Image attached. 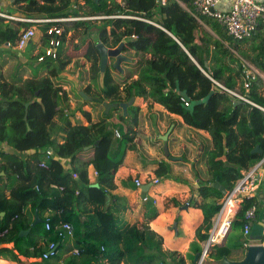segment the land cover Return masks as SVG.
<instances>
[{
	"label": "trees",
	"instance_id": "obj_1",
	"mask_svg": "<svg viewBox=\"0 0 264 264\" xmlns=\"http://www.w3.org/2000/svg\"><path fill=\"white\" fill-rule=\"evenodd\" d=\"M7 1V7L0 6V13L11 17L0 14V253L10 254L19 264H99V259L106 261L100 264H186L185 257L176 250H161L162 236L149 226L160 213L154 199L140 197L144 215L138 226L127 220L125 197L114 193L115 172L126 152L137 150L134 138L145 125L164 120L163 112L152 108L156 103L181 116L188 130L209 134V138L202 137L203 152L193 163L199 182L191 186L185 202L174 195L169 197L176 211V237L183 235L178 208L188 203L183 210L201 211L202 219L198 216L193 226L195 239L190 241L187 255L190 264H195L194 256L201 252L200 243L207 238L212 216L223 197L211 183L217 180L229 191L242 172L264 155V79L257 74L246 76L241 59L235 55L264 73V23L260 22L249 38L236 40L213 18L201 16L198 21L192 14V0H166L163 5L157 0ZM96 15L107 17L98 25L91 19L39 23L15 19ZM55 25L63 28L57 56L40 61L38 56L52 36L46 30ZM32 26L40 27L41 35L37 40L32 37L26 49L33 52L40 40L39 52L30 57L43 63L47 74L22 79L21 73L7 81L2 72L3 56H17L21 50L17 47L19 34ZM80 27L87 38L95 36L107 47L123 42L126 52L135 50L150 57L134 63L137 78L130 80L120 73L117 81L107 69L104 88L97 87L99 91L91 93L92 85L88 83L82 90L91 100L76 93L82 104L73 106L60 81L70 62L61 56V46L67 32ZM4 46L7 50L2 49ZM84 56L91 61L90 77L98 85L99 61L88 53ZM132 96L151 100L146 112L134 99L123 114L119 104ZM235 99L241 102L234 103ZM103 101L114 107L107 113L102 110V115L92 121L84 105H101ZM80 114L87 125L78 119ZM167 120L175 123L168 116ZM150 133L154 140H160L151 128ZM256 145L261 153L253 151ZM26 151L32 153L26 157L17 154ZM141 151L145 153L143 147ZM160 151L164 154L162 148ZM185 155L184 150L178 164L166 158L151 162L158 179L154 185L177 181L175 176L182 170L175 171L173 165L185 166ZM89 166L93 182L88 176ZM121 184L129 190H140L131 175ZM260 188L262 191L255 196L243 199L225 241L211 248L208 262L203 264H216L223 257H243V216L252 206L253 223L263 224L264 230V181ZM36 210L39 220L33 224ZM64 223L70 225V233L62 228ZM168 227L174 231L171 225ZM238 251L240 256H235ZM0 257L11 260L6 255Z\"/></svg>",
	"mask_w": 264,
	"mask_h": 264
},
{
	"label": "crops",
	"instance_id": "obj_2",
	"mask_svg": "<svg viewBox=\"0 0 264 264\" xmlns=\"http://www.w3.org/2000/svg\"><path fill=\"white\" fill-rule=\"evenodd\" d=\"M7 4H10V2L7 1V0H0V6L5 5L4 7H7L8 6ZM226 6H227V2H225V1L221 2L220 7H226ZM1 14L3 16L11 18L7 14H4V13H1ZM38 38H39V36H38ZM38 45H39V43H37V45L35 47L36 49L33 52H29L26 49V46H25L20 51L17 52V56L16 57H11V56H8V55H4L3 56V60H4L5 64L3 66L2 72H3V74L5 76V79L7 81H13L17 77H19L18 76L19 74L18 75L17 74H12L11 73V69L12 68H17V66H19L20 64L25 66L26 65V61H27V57L25 56L26 55L25 52L29 56L37 54L38 53L37 49L39 48ZM2 49L3 50H7V47L4 46ZM128 53H137V52L135 50H129ZM139 54L141 56L143 55L141 53H139ZM149 57H150L149 54H144L143 55V58H149ZM136 61L137 60H134V58H132L131 63L127 64L126 67L127 68H133V65H134V63ZM20 71L21 70H19L18 72H20ZM34 76L35 75H29V70L28 71H24V73H22V79L31 78V77H34ZM133 78H137V74L135 73V71H133V73L131 74L129 80L133 79ZM87 84H85L83 86V88ZM70 86L71 85H69L67 83H63V88L67 90L68 95L70 97V104L74 106L75 104H77L79 102L78 99L76 98L75 94L78 93L83 88L82 89H76L75 91H73V88H71ZM79 95H80V93H79ZM135 100L139 104L141 110L143 112H146L147 108H148V105L151 103V100L150 99L144 100L142 98L135 99ZM138 100H140L141 104H140V102H138ZM152 105H153V107H152L153 109L160 110V111L163 112L164 120L163 121H157L155 123V125H153V124H151V126L149 124L145 125L144 128L146 130H144L143 132L141 130L142 133H140L139 135L137 134V136L134 138V141H136L137 140L136 138L140 136V141L141 142H138V144L136 142L138 149L136 151L128 150L126 152L124 160H123L121 166L119 167V169L114 174V183L116 185V188L114 189V193L122 194L125 197V199L127 201V204H128V209H127V213H126L127 214V216H126L127 220L130 221V222H137L138 226H141L142 218H143V215H144V209L141 207L142 203L140 201V197H143L144 195H146V196H148L151 199L152 196H157V193L161 192V190L165 189L164 186H166V185H164L163 187L155 186L152 183V180L148 179L149 175L153 174V172H152L153 166L151 165V162H153L154 160L163 159V158H161L160 156H158L156 154L157 153V149L160 148V147H158L160 142L154 140V138L151 137L152 135L150 133V128L158 133L157 134V138H158V135L164 134L167 130H169V128H171V131H170L171 135L169 134V138H168L169 152L170 151L173 152L172 151L173 148H174V150L176 148V143L172 142V139L176 140V138H181V133L182 132H187V133L191 132V130H188L189 132L187 131L186 127H188V126L183 122L181 116H179L177 114H174V113L168 112L164 107H162L159 104L153 103ZM103 108L101 110L100 109L97 110V108L93 109V107L90 106V107H88V109L85 108V110L90 112L92 121H96V120H94L95 119V114H97L99 111L102 114V110H105ZM114 116H116V114H114ZM167 116L170 117V118H173L175 120V123L180 122L181 125H179L177 127L174 122H171L170 124L167 125V123L165 121V117H167ZM82 118H83V120H82ZM78 119H80L84 125L88 124L87 121L84 119V117L81 114L79 115ZM200 132L203 133L204 131L202 132L200 130ZM205 133L206 134H204V133L203 134L206 135V137H208V133L207 132H205ZM143 135H144V138L142 137ZM191 137H192L193 140H187V141L182 142L180 144V147L181 146L182 147L186 146V148H188V149H191L190 147H192V148L193 147L194 148L198 147L197 153L199 152L200 153L199 156H200L202 154V152H203V144L200 142V140L198 138H196L195 134H194V136L191 135ZM144 140L148 141V142L144 143L143 142ZM160 141L162 142V140H160ZM141 146L145 149V153L144 154L141 151V148H142ZM200 147L202 148V150L200 149ZM161 148H162V146H161ZM5 150L11 151V148L9 146H5ZM134 152H136V154L133 156V158H131L130 155H131V153H134ZM31 153H32V151H26V152H21V153H17V154L21 155L22 157H26L27 155H29ZM52 156H54V154H52ZM178 158H180V156L179 157L176 156V158H174V159L172 157H171V159H167V158L166 159L169 160V161L170 160L174 161V160H177ZM189 164L190 163L186 162L185 166H183L181 168L178 165H173V169L175 171L182 170L183 172H185V174L187 175V177L189 179V181L183 182V183L174 182V184L176 186H178V189H179L178 191L180 193V195H178L176 197H178L180 200L182 199L181 196L183 195V193H185L187 190H189L192 185L197 184L199 182V180L195 177L196 176V174H195L196 173L195 172L196 167L194 166L193 169H191V165H189ZM123 171H125L124 174H122ZM128 175H131L132 181H133V178H134L133 176H135V177H137V178L142 180V183L139 186L140 190H129V188H127L126 186L121 184L122 179L124 177L128 176ZM88 176H89V179L93 182L94 181V173L92 171L91 166L88 167ZM153 186H155V188ZM261 191H262V189L260 188L259 192H261ZM133 203H135V204H133ZM182 206L180 208H178V212H180ZM175 214H176V212H175ZM194 214H195L194 212H190V217H188L187 220H186V222H189V227H191V228H194L193 226L197 225L196 224L197 217L200 216V214L199 215H197V213L195 215ZM161 215H163V217H164V218H162L163 219L162 227L161 226H159V227L157 226L155 228L150 223H149V226L162 236V238H163L162 242H165V245L167 247L170 246L169 250H173V249L180 250V247H182V250L184 252L187 251L188 247H189L188 244L192 240L191 239L189 241V239H190V237L194 236L193 232H192L194 229L193 230H184V232H183L184 236L182 235L183 237H176V235L173 233L174 237H173L172 240L169 241V240H167V238L170 237L169 236L170 234H169V231H168V228H169L168 226L171 225V228H172L173 222H176L175 221V216H172L173 214L171 213V209H170L169 212H162ZM33 217L39 218L37 210L35 211V214H33ZM191 217H194L195 219L193 220V219H191ZM182 221H183V218L181 216L180 223ZM191 224H194V225H191ZM186 225H188V224H186ZM176 226H177V223H176ZM172 230H173V228H172ZM184 237H185V239H182ZM184 240H186V242L189 241V243H185V242L183 243ZM224 241H225V239L221 243H223ZM0 255H6V256H8L11 259V260H8V259L0 257V264H19L10 256V254H8L6 252H2V253H0ZM235 256H240V252L238 251L235 254ZM22 260H24V258H22ZM102 262H106V261L99 259L98 263L100 264Z\"/></svg>",
	"mask_w": 264,
	"mask_h": 264
},
{
	"label": "built area",
	"instance_id": "obj_3",
	"mask_svg": "<svg viewBox=\"0 0 264 264\" xmlns=\"http://www.w3.org/2000/svg\"><path fill=\"white\" fill-rule=\"evenodd\" d=\"M160 4H164L166 0H157ZM227 2L226 7H220L221 2ZM192 14L194 17L201 22L199 17L206 16L213 18L216 22L226 31V33L236 40H244L249 38L253 32L256 30L258 24L264 23V0H192ZM1 14V13H0ZM97 18V17H107L104 15H96L84 18ZM21 21L30 22H52V21H69V20H79L82 17H65V18H55V19H28V18H15ZM63 31L61 26H50L46 33L52 35L48 40L47 44L43 47L44 50L38 56V60H43L45 57L56 58L58 49L61 44L60 35ZM34 26L29 27L26 30H22L19 34V39L17 42V47L22 49L25 47L30 39L34 37ZM242 66H246L254 74H259L252 64L248 61L241 59ZM252 75L253 74H247ZM262 77V76H261ZM263 78V77H262ZM264 79V78H263ZM238 98L246 100L241 95L234 93ZM188 105V102H185ZM116 136L119 133L116 132ZM50 154V152H48ZM45 166L44 164H41ZM75 177L76 174L73 173ZM264 181V155L256 161L252 166L242 172V175L236 180L234 186L227 193L223 195L220 200V207L218 211L212 216L211 227L208 230L207 238L201 243V258L200 263L203 264L205 258L208 256L211 248L220 244L231 230L232 221L236 215L237 210L240 208L241 203L244 198H251L255 196L260 190V186ZM158 182L157 178L152 179V183L156 184ZM134 183L136 186H140L142 180L139 178H134ZM144 200H148L149 197L144 195ZM244 224L242 228V238H244L243 247L244 249L252 244L259 242L258 240L250 239L251 224L255 220V206L247 209L243 216ZM62 228L68 233L71 232L70 225L67 223L62 224ZM264 233V230H263ZM264 242V241H262ZM51 249L54 244L51 243L49 246ZM51 252V251H50Z\"/></svg>",
	"mask_w": 264,
	"mask_h": 264
},
{
	"label": "rangeland",
	"instance_id": "obj_4",
	"mask_svg": "<svg viewBox=\"0 0 264 264\" xmlns=\"http://www.w3.org/2000/svg\"><path fill=\"white\" fill-rule=\"evenodd\" d=\"M117 1H120V0H117ZM82 2L83 1H80V3H82ZM82 18L83 19H86L84 17H82ZM87 19H91L94 22V25H98L100 23V20L103 19V18H101V17H97V18L93 17V18H87ZM70 21H73V20L63 21V22H70ZM91 27H92V25H91ZM203 28H206V29L210 30V28L208 26H206V25H203ZM34 32H35L34 40H37L38 39V36L41 35V33H40V27L35 26L34 27ZM97 41L98 40L95 39V36H93V37L92 36H88V38H87L85 29L83 27H80V28H78L76 30L72 29L69 32H67V34H66L65 42L61 46V56L64 57V58L68 57L70 62L68 64H66L65 70L61 73L60 81L63 82V83H66L67 82V84L71 85L70 87L73 88V91H75L76 89H82L83 86L85 84H87L88 82L91 83V85H92L91 93H96V92L99 91V89L97 88V87H100L99 83L97 82L98 85H96V82L93 81L91 79V77H90L91 76V72H90L91 61L87 60L85 58V56H84L85 53H88L92 58L96 59L97 61L99 60L98 52L95 49V43ZM39 42H40V40H39ZM39 42H37V43H39ZM38 47L39 48L37 49V51L39 52V50H40V43H39ZM25 54H26L25 56L27 57L26 65L23 66L22 69L12 68L11 69V73L12 74H17L18 75V74H21V72L24 73V71H28V70H29V75H36V76H38V75L47 74V72L45 71V65L43 63L36 61L35 58L30 57L29 55H27L26 52H25ZM128 54L132 58H134V60H138V59L143 58V55L141 56L139 53H128ZM235 55L238 56L240 59H243V60L248 61L247 59L240 57L236 52H235ZM250 64H252V63H250ZM126 65H127L126 63H122L121 64V68L123 69L124 76L127 78V80H129L131 74L135 70V67H133V68H127ZM242 68H243V71H244L245 74L246 73L247 74H254L255 73V71H252L251 69H249L248 67H246L244 65L242 66ZM254 68L257 71H259V74L264 78V73L261 72L260 70H258L255 66H254ZM19 70H21V71L18 72ZM120 75L121 74L119 72H117V70H113L112 71V76L114 77L115 80L119 81L120 80ZM80 91H82V90H80ZM80 91L78 92V94L80 93ZM76 98L78 99V101H79V103L81 105L82 104V100L80 98H78V97H76ZM88 101H90V100H88ZM138 102H140V100H138ZM140 104H141V102H140ZM93 105L96 106L97 110L98 109L101 110L102 107H103V102L101 103V105L94 104V103L85 104L84 105V108L88 109V107L93 106ZM110 109H109V111H110ZM104 112H105V110H104ZM115 114H117V113H115ZM101 115L102 114L99 111L97 114H95V119L94 120H97L98 117H100ZM82 120H83V118H82ZM169 123H170L169 120H167V125ZM186 128H187V131H188V127H186ZM144 130H146V129L143 127L142 128V132ZM201 131L203 132L204 130H201ZM205 132L206 131H204L203 133L206 134ZM203 133H201L200 131H195V130H191L190 133L182 132L181 133V138H176V140L172 139V142L176 143V148H175V150L173 148V150H172L173 152L170 151L169 154H168V156L162 154V152L160 151L161 150V146H162V142L159 140L160 143H159V146L158 147H160V148L157 149V153L156 154L158 156H160L161 158L171 159V157H172L174 159V158H176V156H178V157L181 156V154L185 150L186 151V155H185L186 160H187L188 163H190L189 165H191V169H193V167L195 166L193 163H194V161L197 158L198 147H195V148L194 147L193 148L190 147L191 149H188V148H186V146H184V147L181 146L180 147V144L182 142H184V141H187V140H193L192 137H191V135L194 136V134L196 135V138H198L200 141L201 140L203 141L202 137L206 138V135H204ZM170 135H171V133H170ZM142 137L144 138V135ZM207 138H209V134H208V137ZM136 139H135L136 140L135 142H137V144H138V142H141L140 141V136L137 137ZM143 142L144 143H147L148 141H145L144 140ZM168 151H169V148H168ZM135 154H136V152L131 153L130 157L133 158V156ZM174 161L177 162V164H178V162H181V159L178 158L177 160H174ZM179 167H182V166L180 165ZM200 167H204V165L201 164ZM124 172L125 171H123L122 174H124ZM180 172H181V174L175 176V177L178 178L177 181H176V179H173L172 181H167L164 184L166 186L163 185L165 187V189L161 190V192H158L157 193V196H152L151 197V199H154L153 201L156 202V204L160 207V213L158 214V216L155 219H153L150 222V224H152V226H154L155 228L157 226L158 227L159 226L162 227V223H163V219L162 218H164L163 215H161L162 212H169L170 209H171V213L173 214L172 216H175V212L176 211H175L172 203H170L169 197L170 196H173V195L174 196H178V195H180V193L178 191L179 190L178 189V186H176L174 184V182L183 183V182L189 181V179H188L187 175L185 174V172H182V171H180ZM133 177L134 178H137L135 176H133ZM134 178H133V180H134ZM153 178H155L153 174H150L149 177H148V179H150V180H152ZM201 179H204L205 180V178H201ZM163 186L158 185V187H163ZM153 187L155 188V186H153ZM189 194H190V189L187 190L185 193H183V195L181 196V198H182L181 201L182 202L183 201L185 202V200H187V197H189ZM146 201H152V200H146ZM133 204H135V203H133ZM188 210H189L188 212L186 210H183V207L180 210V213H181V216L183 218V221L180 223L179 226H180L182 232H184V230H193L194 229V228L189 227V222H186L187 218L190 217V212H194L195 214L197 213V215L200 214V216L198 218H200V220L202 219L201 211L199 209H188ZM186 224H188V225H186ZM168 231H169V234H170L169 236L170 237L167 238V240L170 241V240L173 239L175 233L173 231L169 230V229H168ZM256 231H258V228H256ZM192 232H193V235L194 236L193 237H190L189 241L191 239L192 240L195 239V231L193 230ZM175 235H177V234H175ZM183 236H184V233H183ZM183 236H181V237H183ZM182 239H185V237L182 238ZM189 241L186 242V240H184L183 243L184 242L185 243H189ZM169 248H170V246L167 247L165 245V242H162L161 250L163 252L172 251V250H169ZM173 250H175V249H173ZM176 251L179 254H181L183 257H185L186 264H190L189 260L187 259V257H188L187 255L189 253L188 250L184 252L182 250V247H180V250H177L176 249ZM206 258H205V261L203 263H207L208 262V259H206ZM172 262H175V260L172 259ZM53 264H56V263H53Z\"/></svg>",
	"mask_w": 264,
	"mask_h": 264
},
{
	"label": "water",
	"instance_id": "obj_5",
	"mask_svg": "<svg viewBox=\"0 0 264 264\" xmlns=\"http://www.w3.org/2000/svg\"><path fill=\"white\" fill-rule=\"evenodd\" d=\"M123 47H124L123 42H120L115 47H107L102 41H97L95 43V48L100 57L99 74H98V83L100 85V88H104V78H105V73L107 70L108 58L114 59L112 67L118 70L119 73L123 72V69L121 68L122 63H126V64L131 63L132 57L129 56L128 52H126L123 49ZM80 95L83 97L84 100H91V97L87 95L84 91H80ZM181 95H183L184 97H187L185 92H181ZM134 99L135 98L132 96L127 102H121L119 104V107L123 111V114H126L127 106L132 104L134 102ZM239 102H241L240 99L234 100V103H239ZM25 105L27 106L28 104L26 103ZM252 105L256 106L255 104H252ZM103 107L105 109V113H107L110 108L114 107V104L103 101ZM249 114H250V109H248L247 111V117H249ZM170 131H171V128H169V130H167L164 134L158 135V138L162 140V150L164 152V155L166 156H168L169 154L168 137H169ZM200 149L202 150L201 147ZM253 151L261 153L262 150L258 145H256ZM199 154L200 153L198 152L197 158L199 157ZM211 186L213 188L219 189L223 195L227 193V190L224 188V186L221 185L217 180L211 183ZM182 207L186 209L188 207V203H185ZM38 220H39L38 218H35L33 224H35ZM251 225L252 226H251V232H250V239L259 241L261 239V236L263 235V227H262L263 224L260 226L259 223L258 224L252 223ZM172 228L174 230V233L177 234L176 222H173ZM256 228H258L257 234H255ZM22 233H25V232H22ZM201 255L202 254H200V252L195 254L194 259H193L195 264H201L200 263ZM216 264H264V242H256V243H252L248 245L244 249L243 257L239 260H233L228 257H223L220 260H218Z\"/></svg>",
	"mask_w": 264,
	"mask_h": 264
},
{
	"label": "flooded vegetation",
	"instance_id": "obj_6",
	"mask_svg": "<svg viewBox=\"0 0 264 264\" xmlns=\"http://www.w3.org/2000/svg\"><path fill=\"white\" fill-rule=\"evenodd\" d=\"M99 59H100V57H99ZM98 61H99V60H98ZM113 62H114V59H113V58H108L107 69L110 70L111 74H112V71H113V70H116V69H114V68L112 67ZM117 72H119V71L117 70ZM110 110H111V109H110ZM108 112H109V111H108ZM113 115H114V113H113Z\"/></svg>",
	"mask_w": 264,
	"mask_h": 264
},
{
	"label": "clouds",
	"instance_id": "obj_7",
	"mask_svg": "<svg viewBox=\"0 0 264 264\" xmlns=\"http://www.w3.org/2000/svg\"><path fill=\"white\" fill-rule=\"evenodd\" d=\"M20 49V48H19ZM144 197V196H143Z\"/></svg>",
	"mask_w": 264,
	"mask_h": 264
},
{
	"label": "bare ground",
	"instance_id": "obj_8",
	"mask_svg": "<svg viewBox=\"0 0 264 264\" xmlns=\"http://www.w3.org/2000/svg\"><path fill=\"white\" fill-rule=\"evenodd\" d=\"M50 158V157H49Z\"/></svg>",
	"mask_w": 264,
	"mask_h": 264
}]
</instances>
